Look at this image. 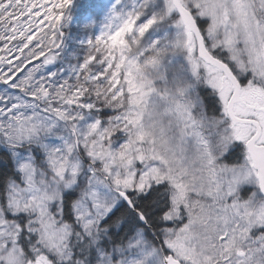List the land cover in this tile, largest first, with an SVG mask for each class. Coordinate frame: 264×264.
I'll return each mask as SVG.
<instances>
[{"label": "snow or ice", "instance_id": "snow-or-ice-1", "mask_svg": "<svg viewBox=\"0 0 264 264\" xmlns=\"http://www.w3.org/2000/svg\"><path fill=\"white\" fill-rule=\"evenodd\" d=\"M0 264H264V0H0Z\"/></svg>", "mask_w": 264, "mask_h": 264}, {"label": "rangeland", "instance_id": "rangeland-1", "mask_svg": "<svg viewBox=\"0 0 264 264\" xmlns=\"http://www.w3.org/2000/svg\"><path fill=\"white\" fill-rule=\"evenodd\" d=\"M88 2L89 0H77L78 4L80 3L87 4ZM76 11H78V9L74 11L73 20L69 23L68 28L81 29L89 23L88 21H83L82 18L78 17L76 15ZM83 34L84 33H78V34L74 33L72 34L71 37L73 40L76 41L78 38H81Z\"/></svg>", "mask_w": 264, "mask_h": 264}, {"label": "trees", "instance_id": "trees-1", "mask_svg": "<svg viewBox=\"0 0 264 264\" xmlns=\"http://www.w3.org/2000/svg\"><path fill=\"white\" fill-rule=\"evenodd\" d=\"M85 30V26L81 29H74V28H68V33H69V44L72 45L74 44L76 41L72 39V34L76 33H84Z\"/></svg>", "mask_w": 264, "mask_h": 264}]
</instances>
